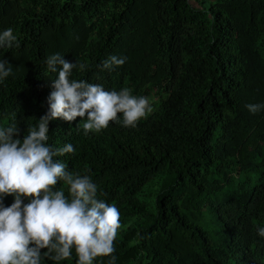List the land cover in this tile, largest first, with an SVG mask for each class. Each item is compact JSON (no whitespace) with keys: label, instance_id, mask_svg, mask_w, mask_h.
Returning <instances> with one entry per match:
<instances>
[{"label":"trees","instance_id":"trees-1","mask_svg":"<svg viewBox=\"0 0 264 264\" xmlns=\"http://www.w3.org/2000/svg\"><path fill=\"white\" fill-rule=\"evenodd\" d=\"M9 27L20 46L0 48L13 66L0 127L21 139L48 111L55 53L86 65L70 79L152 101L135 128L49 122L47 144L75 149L54 159L120 211L114 253L93 264H264V107H246L264 105V0H0ZM112 55L126 62L101 70ZM46 251L41 264H76L74 250L62 261Z\"/></svg>","mask_w":264,"mask_h":264},{"label":"clouds","instance_id":"clouds-1","mask_svg":"<svg viewBox=\"0 0 264 264\" xmlns=\"http://www.w3.org/2000/svg\"><path fill=\"white\" fill-rule=\"evenodd\" d=\"M13 46L19 47L20 41L9 27L0 32V48ZM126 59L109 56L101 70L111 71ZM46 64L57 73L47 97L48 111L22 139L15 124L0 127V197H14L10 206L0 204V264H41L42 249L54 261L69 259L74 250L76 264H93L97 257L114 253L120 211L98 199V186L89 175L68 171L64 162L54 159L75 149L70 143L55 149L47 144L49 122L79 117L85 135L100 132L110 122L135 128L152 113V101L133 95L129 88L108 91L99 84L70 79L73 69L82 71L86 65L68 62L60 53L48 56ZM12 74L13 66L0 59V82ZM246 107L255 114L264 105ZM60 181L67 186V196L56 188ZM259 234L264 236V229Z\"/></svg>","mask_w":264,"mask_h":264}]
</instances>
